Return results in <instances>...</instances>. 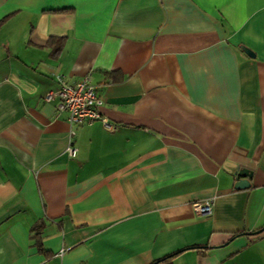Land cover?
<instances>
[{
  "label": "crops",
  "instance_id": "crops-1",
  "mask_svg": "<svg viewBox=\"0 0 264 264\" xmlns=\"http://www.w3.org/2000/svg\"><path fill=\"white\" fill-rule=\"evenodd\" d=\"M2 19L0 264H264V0H0ZM56 75L88 76L113 130L44 101Z\"/></svg>",
  "mask_w": 264,
  "mask_h": 264
},
{
  "label": "built area",
  "instance_id": "built-area-1",
  "mask_svg": "<svg viewBox=\"0 0 264 264\" xmlns=\"http://www.w3.org/2000/svg\"><path fill=\"white\" fill-rule=\"evenodd\" d=\"M43 100L55 102L56 111L64 112L67 122L72 126L99 121L105 130H113V127L100 116L99 109L102 105V99L97 96L88 76H83L74 83H67L60 75L54 76L50 88L43 95ZM70 141L69 138L65 146V152L69 157H74L76 149ZM210 203L209 200H204L194 204L193 208L196 215L204 216L208 214Z\"/></svg>",
  "mask_w": 264,
  "mask_h": 264
},
{
  "label": "water",
  "instance_id": "water-1",
  "mask_svg": "<svg viewBox=\"0 0 264 264\" xmlns=\"http://www.w3.org/2000/svg\"><path fill=\"white\" fill-rule=\"evenodd\" d=\"M241 50L244 52V54L248 57H252V53H250V51L244 49V48H241ZM237 176H241L243 178H246V179H238L237 180V184L235 185V187L237 188H241V187H244V186H247L248 185V182H247V178L250 177V171L247 170V169H239L236 173ZM262 230V228L258 229L256 232H260ZM151 264H155L154 263H151Z\"/></svg>",
  "mask_w": 264,
  "mask_h": 264
},
{
  "label": "trees",
  "instance_id": "trees-1",
  "mask_svg": "<svg viewBox=\"0 0 264 264\" xmlns=\"http://www.w3.org/2000/svg\"><path fill=\"white\" fill-rule=\"evenodd\" d=\"M5 19H2L0 20V26L4 23ZM60 49L57 48V50H55L54 52L57 54L59 52ZM54 53V54H55ZM173 255H169V256H165L161 261L165 262H169L170 258L172 257Z\"/></svg>",
  "mask_w": 264,
  "mask_h": 264
}]
</instances>
